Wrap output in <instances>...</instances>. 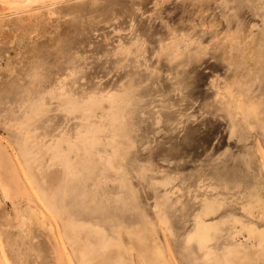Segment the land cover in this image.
I'll return each mask as SVG.
<instances>
[{
    "label": "rangeland",
    "instance_id": "obj_1",
    "mask_svg": "<svg viewBox=\"0 0 264 264\" xmlns=\"http://www.w3.org/2000/svg\"><path fill=\"white\" fill-rule=\"evenodd\" d=\"M0 0V264H264V0Z\"/></svg>",
    "mask_w": 264,
    "mask_h": 264
},
{
    "label": "bare ground",
    "instance_id": "obj_2",
    "mask_svg": "<svg viewBox=\"0 0 264 264\" xmlns=\"http://www.w3.org/2000/svg\"><path fill=\"white\" fill-rule=\"evenodd\" d=\"M32 1H33V0H26V1L24 2V5H28V4H30ZM38 1H39V0H38ZM42 1H48V0H42Z\"/></svg>",
    "mask_w": 264,
    "mask_h": 264
}]
</instances>
